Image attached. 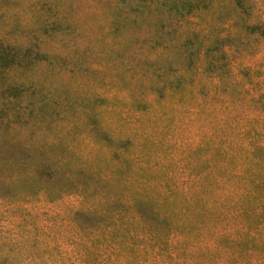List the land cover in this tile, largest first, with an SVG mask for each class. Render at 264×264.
Here are the masks:
<instances>
[{"label": "rangeland", "instance_id": "374dc122", "mask_svg": "<svg viewBox=\"0 0 264 264\" xmlns=\"http://www.w3.org/2000/svg\"><path fill=\"white\" fill-rule=\"evenodd\" d=\"M197 3L181 25L162 26L158 16L149 32L165 7L139 18V0H0V264L264 261L261 251L244 255V242L210 207L183 210L175 201L194 193L196 180L199 191L208 185L187 164L195 145L220 135L221 120L240 116L244 99L264 101V0ZM120 10L127 14L115 23ZM217 57L222 72L233 71L226 91L211 77ZM139 151L153 172L152 196L173 195L159 201L158 215L143 205L146 230L124 200L91 210L96 198L81 200L78 187L93 180L89 173L71 181L36 169L54 155L103 168L105 190L118 198L138 190L131 171Z\"/></svg>", "mask_w": 264, "mask_h": 264}, {"label": "trees", "instance_id": "16d2710c", "mask_svg": "<svg viewBox=\"0 0 264 264\" xmlns=\"http://www.w3.org/2000/svg\"><path fill=\"white\" fill-rule=\"evenodd\" d=\"M139 1L141 2L139 5L140 11H138L139 18L148 14L149 16L152 15L156 7L163 6L166 8V10L164 9L166 14L155 13L151 21L153 25H151L152 28L149 32L154 29L158 21L162 22V26L170 25L175 28L177 24L178 26L181 25L187 15L198 8V5H195L197 0ZM126 14V10H120L115 15L114 22L116 23L119 18H125ZM157 18H159L158 21L156 20ZM189 35L190 32H187L185 36L188 37ZM260 36L264 37V32H261ZM162 44L161 46L165 47ZM209 65H214L217 69L215 70L217 75L212 74L211 77H219L223 90L226 91L230 87L235 86V81H232L233 71L229 69L227 72H222L224 65H226L224 59L217 57L215 60H210ZM194 68L197 69L196 66ZM160 89L162 92L163 87H160ZM222 102L223 110L232 114L230 105L225 100H222ZM242 108L243 112L240 116L235 115L231 118L228 117L227 120H221L223 126L218 129L220 135L209 137L205 141L200 140L195 145L199 146L193 148V159L187 156V164L191 168V174L199 178L202 172H205L208 178V185L202 191H199V181L196 180L193 186L188 187L190 190L192 188L194 193H177L175 201L182 205L180 208L183 210L192 207L199 208L200 203L203 205L204 212L210 207L209 209L213 210L210 214L217 213L218 219H225L231 224L239 238L238 241L244 242L241 246L243 254L250 257L251 254L257 255V251L264 252V101L255 102L252 106H248L246 99H244ZM248 108L253 109L256 114L248 117ZM42 144L41 148L43 150H50L56 143L52 139L43 141ZM52 157L51 160H46V166L36 168L41 175L44 174L49 177L63 175L72 181V174L79 170L89 173L92 175L93 180H90L87 185L78 186L82 188L79 191V198L87 201L89 197H95L96 199L92 203L87 201L86 205L89 204L91 210H96L94 208L96 205L105 204L104 209H102L103 212L111 209L112 206L109 202L112 199L115 202L124 200V202L129 203L128 206L135 213L138 227L143 223L144 225L141 228L145 230L150 226V217L145 213L143 205L149 204L150 208H147L150 211L149 213L151 214L154 211V214L156 212L158 215V210L160 209L159 201L169 202L170 198H172L171 196H173L162 197V199L161 197L152 196L149 181L146 179L152 177L153 172L143 165L141 151H139L138 156V167L131 169L132 176H136L139 179L137 180L138 190L133 195L128 191H123L118 193L120 196L118 198L117 195L112 196L110 192H106L104 185H107L111 176L105 173L103 168L92 166L78 167L76 164H71L72 159L61 160L56 155ZM197 158L199 159L197 160ZM205 194H212L214 199L207 198ZM97 199L100 201L99 203ZM208 200H214V203L209 204ZM179 211L175 209L174 217L179 215ZM249 264H264V261H250Z\"/></svg>", "mask_w": 264, "mask_h": 264}]
</instances>
